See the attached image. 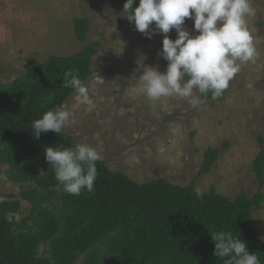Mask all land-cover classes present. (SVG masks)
<instances>
[{
  "label": "rangeland",
  "instance_id": "obj_1",
  "mask_svg": "<svg viewBox=\"0 0 264 264\" xmlns=\"http://www.w3.org/2000/svg\"><path fill=\"white\" fill-rule=\"evenodd\" d=\"M125 2L0 0V86L52 55L68 56L82 49L85 43L74 31V19L86 17L90 21L86 42L100 39L103 46L94 54L93 75L83 83L91 103L83 102L75 91L58 108L71 113L62 131L72 135L76 144L94 146L110 169L139 182L167 178L179 185L192 183L203 193L214 187L225 196L243 190L252 197L258 188L253 161L261 149L258 137L264 136V25L260 23L264 0H251L255 12L247 19L255 62L241 65L220 98L202 99L196 108L179 97L150 101L139 91L136 79L145 67L162 73L167 69L168 62L159 55L164 34L148 39L134 24L128 26L121 14ZM184 27L193 36L199 34L189 18ZM167 35L177 38L175 29ZM97 74L103 83H94ZM210 148L221 149L219 160L208 175L198 177ZM9 169V164L0 162V202L10 193L20 198L21 184L12 181ZM31 207L22 199L17 220L29 215ZM252 215L255 231L264 239V202L253 207ZM47 248L40 247L44 256ZM84 257L76 264H85Z\"/></svg>",
  "mask_w": 264,
  "mask_h": 264
},
{
  "label": "trees",
  "instance_id": "obj_2",
  "mask_svg": "<svg viewBox=\"0 0 264 264\" xmlns=\"http://www.w3.org/2000/svg\"><path fill=\"white\" fill-rule=\"evenodd\" d=\"M138 5L135 0L133 7ZM126 24L132 25L127 19ZM89 29L88 18L76 17L74 31L85 43L82 49L52 55L0 86V162L10 165V178L21 184L20 198L10 193L0 202V264H76L83 254L85 264H224L213 255L211 235L219 231L244 240L264 264V239L256 233L252 215L253 207L264 202L262 135L253 161L258 188L252 197L243 190L225 196L212 187L200 198L192 183L179 185L167 178L139 182L110 169L103 159L96 163L93 192L63 191L44 149L73 147L74 137L49 131L37 139L30 126L75 92L63 84L66 72L78 75L82 83L93 75L92 60L103 43L86 42ZM220 153L219 148L205 151L198 177L211 172ZM22 199L31 204V212L17 220ZM42 245L48 247L47 256L40 252Z\"/></svg>",
  "mask_w": 264,
  "mask_h": 264
},
{
  "label": "clouds",
  "instance_id": "obj_3",
  "mask_svg": "<svg viewBox=\"0 0 264 264\" xmlns=\"http://www.w3.org/2000/svg\"><path fill=\"white\" fill-rule=\"evenodd\" d=\"M134 2L126 0L121 14L135 30L148 39L164 34L159 55L168 62L166 71L148 66L136 79L139 91L150 101L179 97L196 108L203 102L201 96L220 98L241 65L255 62L256 48L247 25L248 17L255 12L251 0H139L138 7H133ZM186 18L194 21L198 35L193 36L184 27ZM173 29L177 32L175 40L167 35ZM104 81L98 74L94 79L95 84ZM63 84L74 89L83 102L91 103L78 75L66 72ZM163 106L167 108L166 103ZM70 119L67 110L47 111L33 120L30 128L39 139L41 133L49 131L60 134ZM44 156L64 192L80 195L82 190L94 191L96 163L102 159L94 146L81 143L68 148L46 147ZM194 191L197 197H203L200 188ZM211 236L215 242L213 255L224 264H260L246 242L230 231Z\"/></svg>",
  "mask_w": 264,
  "mask_h": 264
}]
</instances>
